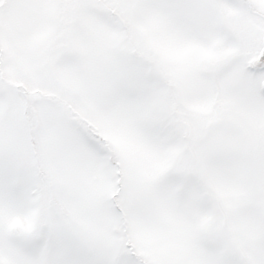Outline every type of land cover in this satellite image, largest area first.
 <instances>
[{
  "label": "snow or ice",
  "instance_id": "1",
  "mask_svg": "<svg viewBox=\"0 0 264 264\" xmlns=\"http://www.w3.org/2000/svg\"><path fill=\"white\" fill-rule=\"evenodd\" d=\"M0 264H264V0H0Z\"/></svg>",
  "mask_w": 264,
  "mask_h": 264
}]
</instances>
